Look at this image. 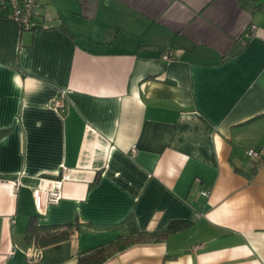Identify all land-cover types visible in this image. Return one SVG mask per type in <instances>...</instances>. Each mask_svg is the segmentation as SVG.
<instances>
[{"label": "crops", "instance_id": "crops-1", "mask_svg": "<svg viewBox=\"0 0 264 264\" xmlns=\"http://www.w3.org/2000/svg\"><path fill=\"white\" fill-rule=\"evenodd\" d=\"M39 13L34 30L0 16V264H76L129 225L175 221L103 264H264V160L248 156L264 148V0H41ZM62 167L61 200L35 206L31 177ZM30 217L77 225L37 248Z\"/></svg>", "mask_w": 264, "mask_h": 264}, {"label": "built area", "instance_id": "built-area-1", "mask_svg": "<svg viewBox=\"0 0 264 264\" xmlns=\"http://www.w3.org/2000/svg\"><path fill=\"white\" fill-rule=\"evenodd\" d=\"M41 9V0H0V16H6L17 22L20 28L29 30L35 27H43L42 22L39 21ZM253 30V27L249 31ZM167 58V56L165 57ZM65 95L62 93L56 98L52 106L60 110L64 106ZM131 153H136V147L131 148ZM248 156L250 157L253 165H258L264 160V148L249 149ZM22 173L11 179L9 182L15 190L23 186ZM36 181L32 187L33 201L36 206L39 197H43L47 204H57L62 198L63 184L71 179L70 169L62 167L60 174L55 177H48L44 175L31 177ZM201 195L207 196L208 191L202 190ZM14 253V248L11 249L10 255Z\"/></svg>", "mask_w": 264, "mask_h": 264}, {"label": "trees", "instance_id": "trees-1", "mask_svg": "<svg viewBox=\"0 0 264 264\" xmlns=\"http://www.w3.org/2000/svg\"><path fill=\"white\" fill-rule=\"evenodd\" d=\"M35 28L29 30H34ZM185 224L186 222L178 223L175 221L165 231L152 233L139 232L134 228L133 224L129 225L127 232L119 236L116 240L81 253L78 256L76 264H103L115 253L123 251L133 245L161 241L168 233L182 228ZM76 225L72 223L66 225H39L35 217H30L27 224L25 240L34 244L37 248H43L49 244L71 238L75 232Z\"/></svg>", "mask_w": 264, "mask_h": 264}]
</instances>
